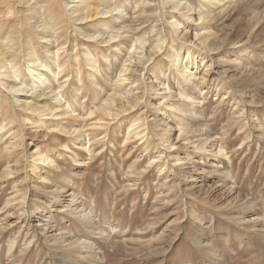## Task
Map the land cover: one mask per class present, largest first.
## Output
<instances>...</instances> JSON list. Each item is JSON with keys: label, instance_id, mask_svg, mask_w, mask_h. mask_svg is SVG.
Wrapping results in <instances>:
<instances>
[{"label": "rangeland", "instance_id": "374dc122", "mask_svg": "<svg viewBox=\"0 0 264 264\" xmlns=\"http://www.w3.org/2000/svg\"><path fill=\"white\" fill-rule=\"evenodd\" d=\"M55 1L50 11L47 0H0L1 44H32L14 60L22 81L33 80L28 50L56 68L49 39L52 50L61 47L59 81L75 109L42 122L16 101L31 92L0 86V126L8 125L0 129V264H264V0H92L102 11L115 9L77 22L68 9L76 2ZM148 1L160 12L140 23L134 16ZM153 25L159 29L150 32ZM111 36L117 41L110 45ZM138 36L154 43L155 53L143 50ZM204 40L212 45L207 51ZM176 55L191 80L177 74ZM165 81L198 96L196 109L174 112L168 100L155 112ZM178 121L197 128L176 142ZM162 127L172 128L170 142L177 143L163 157ZM37 150L55 164L34 162ZM215 164L218 174L209 172ZM62 238L79 243L65 251Z\"/></svg>", "mask_w": 264, "mask_h": 264}, {"label": "bare ground", "instance_id": "6f19581e", "mask_svg": "<svg viewBox=\"0 0 264 264\" xmlns=\"http://www.w3.org/2000/svg\"><path fill=\"white\" fill-rule=\"evenodd\" d=\"M21 1H23V0H21ZM25 1V0H24ZM31 1V0H30ZM34 1V0H33ZM39 1V0H38ZM46 1V0H45ZM52 1V0H51ZM50 0H47V8H53V4L52 3H50L51 2ZM58 1V0H57ZM95 1V0H94ZM103 0H98V4L99 3H101ZM108 1V0H107ZM110 1V0H109ZM54 2H56L55 0H54ZM72 2H76L77 4H75L74 3V5H72L71 7H69L68 9L70 10V14H72V19L74 20V22L76 21H83V20H87V19H89V18H91V17H93L94 15L96 16V15H98V14H100L101 13V11L102 10H100V8H99V6L100 5H98L97 7H95L94 6V4H93V2H92V0H75V1H73L72 0ZM104 2V1H103ZM140 2H141V0H140ZM146 2H147V0H146ZM146 2H144V6L143 5H141V7L143 6V8L141 9V10H139V12H138V15L136 16H134L135 18H138V16L139 17H141V19L139 20L140 21V23H147V21H154L155 19H156V11L159 9L158 7H156V4H155V2L153 3H151L150 1H148L149 3H146ZM173 2V1H172ZM177 2H179V1H177ZM213 2V1H212ZM68 3V2H67ZM66 3V4H67ZM96 3V2H95ZM173 3H175V1L173 2ZM172 3V4H173ZM32 4H33V2H32ZM103 4V3H102ZM141 4V3H140ZM175 4H178V3H175ZM175 4H173V5H175ZM25 5H28V4H26L25 3ZM24 5V6H25ZM31 5V4H30ZM55 5V4H54ZM137 5V8H138V4H136ZM181 5V4H180ZM208 5V4H207ZM32 6H34V5H32ZM68 6V5H67ZM70 6V5H69ZM134 6V5H133ZM178 6V5H177ZM55 7V6H54ZM121 7V6H120ZM118 8L117 10H120L121 8ZM165 7V6H164ZM175 7V6H174ZM173 7V8H174ZM28 8V7H27ZM59 8V7H58ZM61 8V7H60ZM123 8V7H122ZM188 8V7H187ZM37 9V8H36ZM103 9H106V8H103ZM110 9V8H109ZM114 9L115 8H113L112 10H103L102 11V13L103 14H108V13H111L112 11H114ZM160 10V9H159ZM158 10V11H159ZM177 10V9H176ZM181 10V9H180ZM206 10V9H205ZM204 10V11H205ZM16 11V10H15ZM50 11H51V9H50ZM49 11V12H50ZM62 11V10H61ZM68 11V10H67ZM211 11V10H210ZM17 12V11H16ZM33 12V11H32ZM55 11H53V13H54ZM160 12V11H159ZM190 12H191V10H190ZM193 12V11H192ZM226 12V11H225ZM52 13V14H53ZM56 13V12H55ZM114 13V12H113ZM134 13V12H133ZM136 13V12H135ZM194 13V12H193ZM203 13V12H202ZM207 13H209V12H207ZM17 14V13H16ZM57 15H58V13H56ZM56 14H54V15H52V16H57ZM69 14V15H70ZM117 14H119V13H117ZM120 14H121V12H120ZM186 14H187V12H186ZM34 15H36V13L34 14ZM144 15V16H143ZM159 15V14H158ZM185 15V14H184ZM188 15H189V13H188ZM30 16V15H29ZM42 16V15H41ZM115 16V15H114ZM187 16V15H186ZM192 16V15H191ZM204 16V15H203ZM202 15H201V12H200V17L199 18H202L203 17ZM206 16V15H205ZM205 16H204V18H205ZM210 16H212L211 14H210ZM38 17V16H37ZM111 17H113V16H111ZM188 17H190V16H188ZM209 17V16H208ZM32 18V17H31ZM30 18V19H31ZM35 18V17H34ZM42 18V17H41ZM53 18V17H52ZM55 18V17H54ZM57 18V17H56ZM64 18V17H63ZM71 18V17H70ZM98 18V17H97ZM116 18V17H115ZM143 18V19H142ZM204 18H202L203 20H204ZM210 18V17H209ZM212 19L214 18V17H211ZM9 18H7V20H8ZM37 19H40V18H37ZM193 19V18H192ZM206 19H207V17H206ZM205 19V20H206ZM58 20V19H57ZM56 20V21H57ZM118 20V19H117ZM176 20V19H175ZM187 20H189L188 18H187ZM195 20V19H194ZM201 20V19H200ZM202 20V21H203ZM17 21V20H16ZM44 21V20H43ZM58 21H60V20H58ZM62 21V20H61ZM71 21V20H70ZM94 21V20H93ZM135 21V20H134ZM138 21V20H137ZM1 22V21H0ZM6 22V21H5ZM9 21H7V23H8ZM46 20H45V24H46ZM173 22L174 21H172V24H173ZM205 22V21H204ZM16 23V22H15ZM55 23V22H54ZM150 23V22H149ZM180 23V22H179ZM179 23H177V24H179ZM40 24V23H39ZM44 23H42L39 27H41V31H43V30H46V28H47V24L45 25ZM129 24V23H128ZM130 24H132V23H130ZM176 24V23H175ZM4 25V24H3ZM3 25L1 26V27H3ZM127 25V24H126ZM138 25V24H137ZM19 26H21V25H19ZM37 26V25H36ZM119 26V25H118ZM130 26V25H129ZM158 26V25H157ZM156 25H153V26H151V28H149L148 30H150V32L153 30V32H155L154 31V29H155V27H157ZM18 27V26H17ZM38 28V27H37ZM130 28H132V26L130 27ZM129 28V29H130ZM158 29H159V26L157 27ZM1 29V28H0ZM18 29H20V28H18ZM39 29V28H38ZM53 29V28H52ZM122 29V28H121ZM120 29V30H121ZM124 29V28H123ZM133 29V28H132ZM135 29H136V27H135ZM176 29H177V27H176ZM3 30V29H2ZM2 30H0V31H2ZM5 30V29H4ZM16 30V32H17V29L15 28L14 29V31ZM115 30V29H114ZM125 30V29H124ZM123 30V31H124ZM156 30V29H155ZM122 31V30H121ZM133 31V30H132ZM147 31V30H146ZM158 31H160V30H158ZM179 31H181V30H179ZM19 32H20V30H19ZM23 32H24V30H23ZM45 32V31H44ZM108 32V31H107ZM129 32V31H128ZM127 31H126V33H128ZM148 32V31H147ZM152 32V33H153ZM20 33H22V32H20ZM26 33V32H25ZM25 33H23V34H21V35H24ZM120 33V32H119ZM173 33V32H172ZM180 33V32H179ZM204 34L205 33H209L208 31L207 32H203ZM27 34V33H26ZM121 34V33H120ZM130 34V33H129ZM199 34V33H198ZM210 34V33H209ZM105 35V34H104ZM123 35V34H122ZM150 35V34H149ZM173 35V34H172ZM27 36V35H26ZM103 36V35H102ZM126 36H127V34H126ZM154 36V35H153ZM180 36V35H179ZM178 36V37H179ZM197 36V35H196ZM28 37V36H27ZM26 37V38H27ZM116 37L118 38V36H117V34H116ZM139 37V36H138ZM137 37V38H138ZM141 37H142V35H141ZM155 37H157V36H155ZM205 37H207V36H204V39H206ZM20 38V37H19ZM24 38V37H23ZM42 38H45V37H42ZM113 38L115 39V37L114 36H111L110 38L108 37V39H107V41H106V43L107 42H109L108 44H110V41H112L113 40ZM121 38V37H120ZM140 38V37H139ZM152 38V37H151ZM160 38V37H159ZM186 38V37H185ZM187 38H188V35H187ZM196 38V37H195ZM198 39H199V36L197 37ZM29 39V38H28ZM53 39V38H52ZM135 39V38H134ZM141 39V38H140ZM144 39V38H143ZM147 39V38H146ZM155 39V38H154ZM190 39V38H189ZM202 39V38H201ZM214 39V38H213ZM1 40V39H0ZM6 40V39H5ZM10 40H12V38L10 39ZM10 40H8V41H6L7 43L10 41ZM22 40H24V39H22ZM21 40V41H22ZM153 40V39H152ZM3 41V40H2ZM21 41H19V42H21ZM26 41V46L24 45L23 46V43H21L22 45H18L17 47H18V49H16L15 47H14V44L16 43V41H15V43L13 44V42L14 41H12V47L13 48H11V47H5V45L3 46V44H1V42H0V86L5 90V92L7 91V92H11L12 94L14 93H16V94H20V93H23L24 91L25 92H31L30 93V95L27 97V98H25V99H21V98H17L16 99V101H17V103H19V105L20 106H22L24 109H26V110H29V111H31L33 114H38V115H40V121H42V122H44L46 119H48L49 117V115L50 116H64V115H72L73 116V114H74V112H75V109L72 107V105H71V103L69 102V103H66V97L64 96V94H63V87L65 88V86H64V84H62L60 81H59V77H60V75H61V72H62V62H61V53H60V49H61V47L60 48H58V49H55V50H52V48H53V46H54V44H53V42L52 41H49V39H48V43H47V45H49L48 46V48H47V52H48V55H51V57H50V60H53V62L55 63V64H57L56 65V68H53L52 67V65H51V63L50 62H47V61H42L41 60V58H40V56L37 54V52L35 51V50H33V51H31V50H28V52L26 53V59H27V61H28V67H27V75L26 76H28V77H31L33 80H32V82L30 83V84H27V83H25V82H23L22 81V79H21V72L20 71H18V68H17V66H16V64L14 63V60H16V58L20 55V53H24V52H26V49H28V48H30L31 47V42H27V40H25ZM113 41H117V40H113ZM136 41H138L139 43H140V45L143 47V48H145V46H146V42L145 41H142V39L141 40H137L136 39ZM151 41V40H150ZM191 41V40H190ZM189 41V42H190ZM195 41H196V39H195ZM22 42H24V41H22ZM159 42V41H158ZM157 42V43H158ZM193 42V40L191 41V43ZM245 42H246V40H245ZM25 43V42H24ZM58 43V42H57ZM150 43V45H148V46H146V49H143V50H146V52L150 55V54H153V53H155V49H156V45H153V44H151V42H149ZM156 43V44H157ZM160 43V42H159ZM165 43V42H164ZM197 43H198V41H197ZM201 44L200 45H202L203 46V48L205 47H210V46H212V45H210L209 46V43L206 41L205 42V40L203 41V42H200ZM20 44V43H19ZM211 44V43H210ZM212 44H213V42H212ZM10 45V44H9ZM56 45V44H55ZM111 45V44H110ZM115 45V44H114ZM113 45V46H114ZM137 45V44H136ZM199 45V44H198ZM199 45V46H200ZM19 46H21V47H19ZM65 46V45H64ZM116 46V45H115ZM197 46V45H196ZM136 48V47H135ZM139 49H141V47H138ZM200 48V47H199ZM204 48V49H205ZM213 48V47H212ZM227 48V47H226ZM203 50V49H202ZM206 50V49H205ZM207 50H209V49H207ZM206 50V51H207ZM215 50V49H214ZM63 51V50H62ZM136 51V50H135ZM138 51V50H137ZM139 52H140V50H139ZM145 52V51H144ZM143 52V53H144ZM210 52V51H209ZM88 54V59H89V62H90V65L92 66V67H95V64H94V62H96L95 61V59L93 60V58H92V55L88 52L87 53ZM171 54V53H170ZM138 55V54H137ZM141 56V55H140ZM146 56V55H145ZM9 57L11 58V59H9ZM20 57V56H19ZM87 57V56H86ZM95 57V56H94ZM148 57V56H147ZM131 59V58H130ZM146 58H144V60H145ZM148 59V58H147ZM146 59V60H147ZM67 60H70V57H68L67 59H66V61ZM136 61V60H135ZM65 62V61H64ZM144 62V61H143ZM173 62H174V65H175V69H176V71H177V74L180 76V75H182L183 76V78L184 79H190V78H193L192 76H193V73L192 72H190V70L188 69V67L186 66V65H182V61H181V59H180V57H178L177 55L175 56V58H174V60H173ZM16 63H17V61H16ZM137 63V62H136ZM140 63V62H139ZM126 64V63H125ZM172 64V63H171ZM136 65V64H135ZM142 65V64H141ZM139 66V65H138ZM124 67V66H123ZM129 68H131V67H129V66H127V68L123 71V73H126L127 72V70L129 69ZM132 69V68H131ZM98 70V69H97ZM132 71V70H131ZM135 72V71H134ZM204 72V71H203ZM121 73H122V71H121ZM141 73V72H140ZM49 74V75H48ZM224 74V73H223ZM195 76V75H194ZM131 77V76H130ZM129 77V78H130ZM167 77V76H166ZM203 78V77H202ZM120 79V78H119ZM122 79V78H121ZM127 79V78H126ZM138 79V78H137ZM136 79V80H137ZM140 79V78H139ZM138 79V80H139ZM135 80V81H136ZM191 80V79H190ZM236 80V79H235ZM3 81H5V82H3ZM160 81V80H159ZM199 81V80H198ZM133 82H134V80H133ZM138 82V81H137ZM190 82V81H189ZM120 83V82H119ZM195 83V81H191V84H194ZM57 84V85H56ZM137 84V83H136ZM160 84V83H159ZM41 85H44V86H41ZM151 85H153V84H151ZM41 86V87H40ZM165 92L164 93H161L162 94V96H161V101L159 102V106L158 107H156V109H155V112H158L160 109H162L163 107H161V106H163V105H165V104H167V101L169 100H172V104L170 105L171 106V109L174 111V112H176V109L178 110V112H180L181 114H184V115H186L187 114V112H188V108L186 107V106H191V110L192 111H194L195 109H196V107H197V103H196V100L198 99V96H196V95H191V94H188V93H186L185 91H183V90H180V89H172L171 87H170V85H167L166 86V81L165 82H162V86H160ZM39 88H41V89H39ZM148 88V87H147ZM65 90V89H64ZM79 90L80 89H78V90H76V93H75V95L77 96L78 94H79ZM4 92V93H5ZM24 92V93H25ZM99 93V92H98ZM5 94H7V93H5ZM145 94V93H144ZM20 95H22V94H20ZM115 95V94H114ZM138 95V94H137ZM139 96V95H138ZM16 97V96H15ZM21 97V96H20ZM112 97V96H111ZM121 97V96H120ZM176 97H177V99H176ZM202 97V96H201ZM40 98H42V99H40ZM115 98V97H114ZM117 98H119L118 96H117ZM135 98H136V96H135ZM112 99V98H111ZM122 99H125L124 97L122 98ZM127 99V98H126ZM131 99V98H130ZM46 100H49V103L46 101ZM118 100V99H117ZM120 100V99H119ZM118 100V101H119ZM42 101H45V102H43L42 103ZM50 101H51V103H50ZM110 102H111V100H109ZM108 101V102H109ZM117 101V102H118ZM123 102L125 101V100H122ZM145 101V100H144ZM47 102V103H46ZM130 100H128L127 101V104H128V106H131V104H130ZM104 103V102H103ZM112 104L114 103L115 104V102H114V100L111 102ZM119 103H121V101H119ZM124 103H126V102H124ZM153 103V102H152ZM170 103V102H169ZM111 104V105H112ZM138 104V103H137ZM18 105V106H19ZM103 105V104H102ZM107 105V104H106ZM109 105H110V103H109ZM109 105H107V106H109ZM126 105V104H125ZM136 105V104H135ZM19 106V107H20ZM121 106V105H120ZM122 106H123V104H122ZM127 106V105H126ZM137 106V105H136ZM166 106V105H165ZM167 106H168V104H167ZM23 108H22V110H23ZM101 108V107H100ZM103 109V108H102ZM101 109V110H102ZM104 109H105V107H104ZM109 110V109H108ZM119 110V109H118ZM104 111V110H103ZM107 111V110H106ZM111 111V110H110ZM109 112V111H108ZM108 112H106L107 114H108ZM80 113V112H79ZM115 113H117V112H115ZM158 114V113H157ZM190 114V113H189ZM84 115V114H83ZM110 115V114H109ZM112 115V114H111ZM196 115V114H195ZM81 116V115H80ZM158 116V115H157ZM57 117V118H58ZM76 117V116H75ZM62 118V117H61ZM196 118H198V117H196ZM195 118V119H196ZM101 119V118H100ZM28 120H30V118H28ZM102 120V119H101ZM182 120V119H181ZM184 120V119H183ZM156 121V120H155ZM154 121V122H155ZM30 122V121H29ZM138 122V121H137ZM153 122V123H154ZM31 123H35L34 121H32ZM156 123V122H155ZM154 123V124H155ZM231 123V122H230ZM4 124H5V122H4ZM132 124V123H131ZM130 124V125H131ZM159 124V123H158ZM158 124H155V125H158ZM2 125V124H1ZM137 125V124H136ZM169 125V124H168ZM190 124H189V122H182V121H178L177 122V124L175 125L176 127H178L179 129V135L176 137L177 138V141L176 142H179L178 141V139L180 140L181 138V136L182 135H190L191 133H193V131H196L195 129L197 128V127H194V128H192L191 126H189ZM6 126H8V125H6ZM5 125L4 126H0V129H2L3 127H6ZM58 126V125H57ZM60 126V125H59ZM93 126V125H92ZM133 126V125H132ZM135 126V125H134ZM173 126V125H172ZM174 126V127H175ZM157 127V126H156ZM156 127H155V129H156ZM165 127V126H164ZM232 127V126H231ZM157 128H159V126L157 127ZM161 128V127H160ZM159 128V129H160ZM50 129V128H49ZM57 129V128H56ZM133 129V128H132ZM162 129H163V127H162ZM161 129V130H162ZM171 127H167L166 129H163V131H161V130H159L158 131V133L161 135V142H162V140H163V142L162 143H164L166 146H160V149H158L157 150V152H158V154L161 156V157H163L164 156V152H165V150L166 149H170V148H172V147H174V144H176L177 145V143L175 142V143H173L172 141L170 142V140H171V135H169L170 134V132H171ZM194 129V130H193ZM65 130V129H64ZM175 130V129H174ZM199 131H200V128L198 129ZM198 130H197V132H198ZM205 130V129H204ZM66 131V130H65ZM67 131H69V129L67 130ZM49 132V131H48ZM77 132V131H76ZM75 132V133H76ZM136 132V131H135ZM134 132V133H135ZM138 132V131H137ZM204 132V131H203ZM71 133H73V131L71 132ZM80 133V132H79ZM196 133V132H195ZM205 133V132H204ZM207 133V132H206ZM136 134V133H135ZM139 134V133H138ZM71 135V134H70ZM76 136V135H75ZM77 136H78V134H77ZM129 136V135H128ZM131 136H135V135H130V137ZM193 135H191V137H192ZM203 136V135H202ZM137 137H138V135H137ZM136 137V138H137ZM140 137V136H139ZM144 137V136H143ZM188 137V136H187ZM209 137V136H208ZM215 137V136H214ZM129 138V137H128ZM189 138V137H188ZM144 139V138H143ZM216 139V138H215ZM2 140V139H1ZM153 140V139H152ZM173 140H175V139H173ZM209 140V139H208ZM211 140V139H210ZM217 140V139H216ZM202 141V140H201ZM84 142V141H83ZM127 142V141H126ZM153 142V141H152ZM184 142V141H183ZM188 142H190L189 140H188ZM192 142V141H191ZM167 143V144H166ZM185 144H187L186 142H184ZM11 144V143H10ZM90 144V143H89ZM126 144V143H125ZM149 144V143H148ZM8 145V144H7ZM88 145V144H87ZM180 146H182V144H179ZM188 145V144H187ZM12 146V145H11ZM17 146V145H16ZM84 146V145H83ZM147 147L148 146H150V145H146ZM196 146V145H195ZM12 147H14V145L12 146ZM11 147V148H12ZM176 147V146H175ZM183 147V146H182ZM6 150V149H5ZM4 150V151H5ZM8 150H10V152H12V150L11 149H9L8 148ZM8 150L6 151V152H8ZM15 149H13V151H14ZM173 150V149H172ZM213 150V149H212ZM215 150V149H214ZM221 151L223 150L222 148L220 149ZM219 150V152H221ZM149 151V150H148ZM10 152H8L9 154H11ZM37 153H35L34 155H36L35 157H34V155L32 156L33 157V159H35L34 160V162L35 161H40V162H42V163H50V166H51V164H55L54 162H55V160L53 159V158H50V157H48L47 155H45V154H43V153H41V151L39 152V150H37L36 151ZM88 152H89V150H88ZM211 152V151H210ZM222 153L223 154H225L224 153V150L222 151ZM31 155V154H30ZM221 155V154H220ZM226 155V154H225ZM73 159V158H72ZM75 160H77V159H75ZM175 160L176 161H180L181 160V158L180 157H176L175 158ZM177 163V162H176ZM179 165V168L180 169H182V163H178ZM34 166V165H33ZM39 167V163H38V166H36V168L35 169H37ZM47 167V166H46ZM55 167V166H54ZM214 168H212L211 169V171H209L210 173H219L220 172V169H217L218 168V165H214L213 166ZM56 168V167H55ZM147 169V168H146ZM178 169V168H177ZM38 170V169H37ZM13 171V170H12ZM143 172V171H142ZM5 173V172H4ZM133 173V172H132ZM138 173H140V172H138ZM3 175V174H2ZM162 175V174H161ZM7 176V175H6ZM2 177V176H1ZM61 177V176H60ZM192 179V178H191ZM195 179V178H194ZM45 180V179H44ZM55 180V179H54ZM166 182V181H165ZM211 186V185H210ZM222 186V185H221ZM203 187V186H202ZM213 188V187H212ZM201 189V188H200ZM129 190V189H128ZM131 190V189H130ZM210 190V189H209ZM200 191V190H199ZM59 192V191H58ZM204 193V192H203ZM207 193V192H206ZM224 194V193H223ZM70 195L71 196H74V194H72V193H70ZM192 195V194H191ZM197 195V194H196ZM227 195V194H226ZM61 196V195H60ZM207 196V195H206ZM205 196V197H206ZM209 196V195H208ZM200 197H202V196H200ZM224 197V196H223ZM73 198V197H72ZM204 198V197H203ZM249 198V197H248ZM55 201H57V199H59V196L58 195H54V198H53ZM249 201V200H248ZM248 201H246L245 200V202L247 203ZM233 203V202H232ZM245 203V204H246ZM210 204V203H209ZM248 204V203H247ZM54 205V204H53ZM211 205V204H210ZM244 205V204H243ZM255 206V205H254ZM224 206H222V208H223ZM244 207V206H243ZM243 207L241 206V207H238L237 208V210H241V209H243ZM75 208V207H74ZM221 208V207H220ZM226 208V207H225ZM250 208V207H249ZM253 208V206L250 208V211H251V209ZM65 209H67V208H65ZM228 209H230V208H228ZM248 209V208H247ZM255 208H253L252 210H254ZM79 210H80V208H79ZM235 210V209H234ZM76 211V210H75ZM233 211V210H232ZM77 212H78V210H77ZM73 213V212H72ZM246 213V212H245ZM253 215H255V214H253ZM78 216V215H77ZM241 216H242V214H241ZM90 217V216H89ZM88 217V218H89ZM257 217H259V216H257ZM256 216L255 217H250V220L254 223L256 220H257V222H258V218H257ZM246 217H245V215L242 217V219H245ZM236 220V219H235ZM237 221V220H236ZM243 220H241V222H242ZM263 223V222H262ZM48 225V224H47ZM170 225V224H169ZM168 225V226H169ZM51 226V225H50ZM243 226V225H242ZM7 228V227H6ZM264 228V227H263ZM255 229V228H254ZM66 232V231H65ZM66 236V235H65ZM61 237V236H60ZM71 237V236H70ZM57 238H59V237H57ZM16 241V240H15ZM11 242V241H10ZM12 242H14V241H12ZM33 242V241H32ZM66 243V246H65V251H67L68 249H71L72 247H74V246H76V244H78L79 242L75 239V240H73V239H63L62 238V240L60 241V243ZM84 242V241H83ZM59 243V244H60ZM14 244V243H13ZM55 244H57V243H55ZM62 246H64V245H62ZM58 247V246H57ZM77 247V246H76ZM59 248V247H58ZM28 249V248H27ZM64 249V248H63ZM92 250V249H91ZM61 252V251H60ZM25 253V252H24ZM63 255H65L64 253H60V256L61 257H63ZM91 256V255H90ZM54 258V257H53ZM58 258H60V257H58ZM61 259V258H60ZM56 260V259H55ZM99 261V260H98ZM57 262H59V261H57ZM69 263V262H68ZM73 264H75L74 262H73ZM77 264V263H76Z\"/></svg>", "mask_w": 264, "mask_h": 264}]
</instances>
